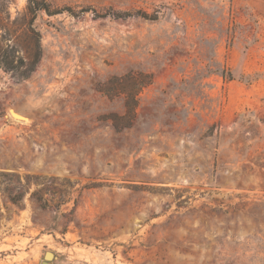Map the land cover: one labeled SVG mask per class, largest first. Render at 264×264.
<instances>
[{"label": "rangeland", "instance_id": "rangeland-1", "mask_svg": "<svg viewBox=\"0 0 264 264\" xmlns=\"http://www.w3.org/2000/svg\"><path fill=\"white\" fill-rule=\"evenodd\" d=\"M30 1L0 0V264H264V0ZM115 79L149 81L131 114Z\"/></svg>", "mask_w": 264, "mask_h": 264}, {"label": "trees", "instance_id": "trees-1", "mask_svg": "<svg viewBox=\"0 0 264 264\" xmlns=\"http://www.w3.org/2000/svg\"><path fill=\"white\" fill-rule=\"evenodd\" d=\"M31 5H38V3L34 0L30 1ZM40 10L45 11L47 14L49 15H57V14H61L63 13L65 10H59V9H55L50 11L48 8H40ZM69 14L75 16L76 14L71 10V9H67L66 10ZM86 12V10H80L79 13H83ZM107 16H111L113 18H124V17H129V14H107ZM243 55H241V62L243 61ZM39 57V51H36L34 54V59L32 62H30V68L28 70V73L31 72L33 70L34 64L36 63L37 59ZM10 65L11 62H9L8 60H5V65L4 67L7 69H10ZM238 73H241V71L239 70ZM28 74H24L23 77H27ZM228 77V75H227ZM235 77V76H234ZM128 78V77H127ZM230 78V76H229ZM232 80V79H231ZM124 81V79H115L112 80L111 82H109L103 89L99 90L103 95L107 96V97H112V96H117V95H122L123 97H125L126 99V110L128 112V114H131L133 111L134 106V97L137 91H139L140 88H142L144 85L148 84L149 81H139L138 83H132L131 86H125L122 82Z\"/></svg>", "mask_w": 264, "mask_h": 264}, {"label": "water", "instance_id": "water-1", "mask_svg": "<svg viewBox=\"0 0 264 264\" xmlns=\"http://www.w3.org/2000/svg\"><path fill=\"white\" fill-rule=\"evenodd\" d=\"M54 258L53 254L50 252H46L44 255V262L42 264H49V261H51Z\"/></svg>", "mask_w": 264, "mask_h": 264}]
</instances>
